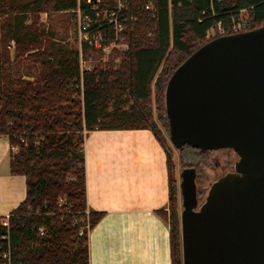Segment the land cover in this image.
Wrapping results in <instances>:
<instances>
[{"label": "trees", "instance_id": "16d2710c", "mask_svg": "<svg viewBox=\"0 0 264 264\" xmlns=\"http://www.w3.org/2000/svg\"><path fill=\"white\" fill-rule=\"evenodd\" d=\"M126 1L134 16L127 23L130 47L82 73L78 44L58 38L42 16L89 11L88 0H0V136L11 145L10 172L27 178L26 198L0 217V252L9 255L1 264H91L89 232L104 212L88 206L84 143L96 129H150L166 149L172 264H183L180 188L165 142L166 86L210 39L236 33L242 21L252 29L264 25V0ZM96 4L105 10L117 0ZM220 25L224 33L210 37ZM178 151L182 166L195 167L198 177L210 150Z\"/></svg>", "mask_w": 264, "mask_h": 264}, {"label": "water", "instance_id": "95a60500", "mask_svg": "<svg viewBox=\"0 0 264 264\" xmlns=\"http://www.w3.org/2000/svg\"><path fill=\"white\" fill-rule=\"evenodd\" d=\"M165 107L176 149L239 155L202 202L195 167L181 170L183 264H264V25L195 50L171 75Z\"/></svg>", "mask_w": 264, "mask_h": 264}, {"label": "crops", "instance_id": "0c3cea01", "mask_svg": "<svg viewBox=\"0 0 264 264\" xmlns=\"http://www.w3.org/2000/svg\"><path fill=\"white\" fill-rule=\"evenodd\" d=\"M87 201L104 216L89 232L91 264H172L168 154L150 129H96L85 136ZM11 145L0 136V217L27 195L10 172Z\"/></svg>", "mask_w": 264, "mask_h": 264}, {"label": "built area", "instance_id": "2783aa9c", "mask_svg": "<svg viewBox=\"0 0 264 264\" xmlns=\"http://www.w3.org/2000/svg\"><path fill=\"white\" fill-rule=\"evenodd\" d=\"M88 1L92 4L89 11H84L80 7L74 11L82 73L92 71L96 62L109 61L114 52L127 50L130 47V41L127 39V23L130 19H134L128 11L126 0H117L116 7L105 10H101L96 4L99 0ZM146 8L153 9L151 2L146 5ZM219 27H221L220 32L224 33V28L221 25ZM251 28L250 23L243 21L234 25V30L237 32ZM3 224H8L7 218L3 220ZM0 257L9 259L8 253L5 252H0Z\"/></svg>", "mask_w": 264, "mask_h": 264}, {"label": "rangeland", "instance_id": "374dc122", "mask_svg": "<svg viewBox=\"0 0 264 264\" xmlns=\"http://www.w3.org/2000/svg\"><path fill=\"white\" fill-rule=\"evenodd\" d=\"M244 13V11H243ZM51 15V14H50ZM47 17V14H43V19L46 22L47 26L50 24L53 25L58 30V38H64V41L68 43H75L78 44V33H77V24H76V15L73 11L66 12V13H54L52 16ZM249 23V22H248ZM251 24V23H250ZM252 27V24H251ZM221 27H217L212 29L209 32L210 37H214L220 32ZM252 29V28H251ZM67 30V32H65ZM67 33V34H66ZM65 34V36H64ZM28 78V76H25ZM155 118L159 123L160 128L163 132L166 133L165 128L161 125L157 118V114L155 113ZM167 134V133H166ZM166 146L169 149L170 153L172 154V166H171V172L173 177L176 179L178 186L180 183V172L184 168L182 166L181 160H180V154L178 149H176L171 142L169 141V136L166 135L165 138ZM239 160L238 154L231 149H220V150H210L209 151V159H207V162L205 164H201L199 166L200 172L197 177V186H198V193H199V199L200 201H204L206 194L208 192L209 187L211 184L217 180L219 177L226 174V172L230 169V165L228 162H232V164H235V162ZM181 197V194H180ZM182 211V198L179 206V213L181 215ZM165 216L168 221H170V214H171V208L170 203L167 205L165 209ZM181 223V221H180ZM1 260V259H0ZM1 264V263H0Z\"/></svg>", "mask_w": 264, "mask_h": 264}, {"label": "flooded vegetation", "instance_id": "af4514ba", "mask_svg": "<svg viewBox=\"0 0 264 264\" xmlns=\"http://www.w3.org/2000/svg\"><path fill=\"white\" fill-rule=\"evenodd\" d=\"M224 149H226V148H224ZM228 149H231V148H228ZM217 150H220V149H216V151ZM231 150H233V149H231ZM213 151H215V150H213ZM239 156V155H238ZM238 161V160H237ZM237 161L235 162V164H232V162H228V164L230 165V169L227 171V172H230V171H234L235 170V165H236V163H237ZM226 172V173H227Z\"/></svg>", "mask_w": 264, "mask_h": 264}]
</instances>
